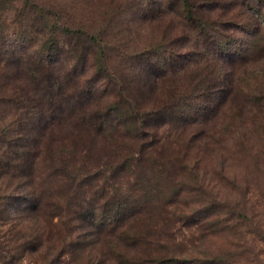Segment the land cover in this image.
I'll use <instances>...</instances> for the list:
<instances>
[{
	"label": "rangeland",
	"instance_id": "obj_1",
	"mask_svg": "<svg viewBox=\"0 0 264 264\" xmlns=\"http://www.w3.org/2000/svg\"><path fill=\"white\" fill-rule=\"evenodd\" d=\"M251 1L263 4L262 16H255L264 17V0ZM145 3L0 0V193L19 198L34 191L41 211L58 213L26 216L17 210L0 222V264H118L104 245L94 243L96 237L82 242L76 218L82 208L100 205L112 195L142 206L141 217L150 220V231L128 251L131 259L168 255L212 259L206 264H264V112L256 116L252 102L237 97L241 109L231 127L230 102L208 120L153 122L145 136L150 141L155 133V150L146 148L155 168L137 166L142 156L136 141L130 140L125 152L117 132L96 133L91 127L110 119L97 108L118 93L126 104L152 114L162 108L165 76L184 80L182 71L173 73L158 63L172 52L178 56L192 50L195 33L174 10L145 16ZM222 9L228 18L235 12L244 19L234 0H216L210 13ZM50 25L56 37L43 46L49 37L45 26ZM224 27L216 26L214 35L228 32ZM255 53L246 63H221L210 46L201 66L231 86L249 78L252 88L264 93V51L257 48ZM25 154L34 159L28 171L21 168ZM11 157V168H6ZM197 207L208 209L210 219L218 218L215 228L176 216L181 209L190 213Z\"/></svg>",
	"mask_w": 264,
	"mask_h": 264
},
{
	"label": "trees",
	"instance_id": "obj_2",
	"mask_svg": "<svg viewBox=\"0 0 264 264\" xmlns=\"http://www.w3.org/2000/svg\"><path fill=\"white\" fill-rule=\"evenodd\" d=\"M235 2L244 10L242 13L244 17L243 20L238 19L237 15L235 16V12L232 13L233 16L228 18L226 9L220 10L218 14L210 13L213 8L216 7V0H146L145 7L142 9L145 16L157 17L166 12L165 9L174 10L178 13L180 20L185 23V26L195 33L192 50L188 51L186 54L180 53L178 56L175 55V52H172L168 57L164 58L163 62L158 63L159 67L168 66L173 73H180V71H182L184 80H177L176 76L172 73H168L165 76L168 84L162 92L165 98L161 103L162 108L160 110L158 109L159 111L155 110L152 114H148L146 111H140V109H135L131 105L126 104L127 102L121 99L120 93H118L113 100H106L104 107L99 106L100 108H97L110 119L105 122L98 120V123L91 125L96 133L104 132L112 134L117 132L121 135L122 141L120 148L124 149L125 152L126 148L130 146V140L139 143V153L142 157L141 160L137 162V166H139L140 169H144L148 166L155 168L152 164L156 163L150 160L146 155V148L152 147L153 150L156 148V146H154L156 143L155 133H150L149 136L152 137L150 141H148L145 136V133H148V129H150L148 126L153 122H158L159 120L165 121L168 118L169 123L180 125L199 118L208 120L223 108L226 102H230V106L228 107L229 121L227 126L231 127L239 119V111L241 109V102L237 99L239 95L256 106L254 110L256 116L259 115L261 117L263 115L264 93L260 90L256 92V90L252 88L248 80L249 78L240 82H238V79L236 84L231 86V83L227 84L220 79L219 73L218 76L214 77L207 67L201 66L205 61V50L210 46L216 48V57L218 60H222L221 63L224 59H229L230 61L239 59L242 63H246L250 59L254 60L257 55L256 53L254 54L255 49L260 48V50L264 51V25L262 24V22L264 23V17L259 16L260 18L257 19L255 16L256 13L262 14L259 6H263V4L254 5L255 2L252 3L251 0H234V3ZM231 4H233V2L230 3L229 8L233 6ZM249 9H252V11L249 12ZM238 17L240 16L238 15ZM219 24H225L224 28H226L228 32L225 33L221 31L218 32L219 34L216 36L213 30ZM46 26L45 28H48L47 32L49 37L45 43H41L43 46H47L48 42L53 41L56 37L53 26ZM44 33L45 29L42 30L41 34ZM185 37L188 42L190 39L189 34H185ZM95 39L96 36L93 35L92 42ZM70 45L77 49L76 45L78 44L71 43ZM151 50L158 54V50ZM83 51H86V49L83 48ZM226 51L228 52L226 53ZM141 54L142 53H139L137 57L140 58ZM179 60H181V62ZM173 62H175L176 65H173ZM151 69L152 65L150 67V70ZM29 72L32 73L35 80L36 76L33 71L30 69ZM49 80H52V78L50 77ZM41 84V82L36 83L37 86ZM214 84L215 87H213ZM262 88L263 87H259V89ZM233 91H235L236 94L232 95ZM191 92H196L194 95L195 98H191ZM88 98L90 102L92 100L94 102L95 100L93 99L95 95L91 90H88ZM195 104L196 106H194ZM189 107L191 109L187 111ZM3 140L6 144L9 142L5 139ZM4 151L8 158L9 152L6 150ZM10 162L12 164V157L6 162L8 166L6 168H11L8 165ZM33 164V157L29 154H25L22 159L21 168L28 171L33 168ZM139 178L140 176L137 177V179ZM0 202V222L14 217L13 214H15L17 210L19 212L25 211L24 214L26 216L39 215L44 217L58 214L47 209L41 211L43 206L40 198L34 195V191L26 192L19 198L5 192L3 194L0 193ZM184 202L186 205L189 204L185 199ZM142 208V206L139 207L136 203L124 197L121 199L118 195H112L110 198L107 197L100 205L95 204L90 206V208H82V211L78 213V217H76L79 220L77 226L81 228L79 236L83 239L82 242L87 244L93 239L95 240L96 237L94 243L97 242L98 244L104 245V248L107 249L108 253H111L118 264H206V262H209L208 260H212H187L168 255H161L154 258H129L128 251L135 250L132 248L140 243L151 227V225H149L150 220H147L144 215L143 218L141 217ZM211 215L212 213H210L208 209L203 211V209L198 207L190 213L181 209L176 214V216L183 218L187 222L197 221L204 225L205 228L208 227L212 229L215 228V221L218 218L215 220L210 219ZM65 222L71 234L73 227L68 220ZM84 227L89 228L88 233L82 231ZM113 235H116V241ZM34 236L38 238L39 234L36 233ZM97 237H99L98 240Z\"/></svg>",
	"mask_w": 264,
	"mask_h": 264
}]
</instances>
